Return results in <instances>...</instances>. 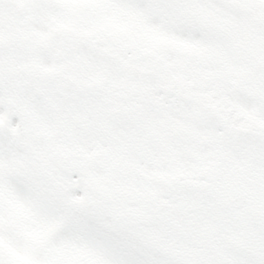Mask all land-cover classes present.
Wrapping results in <instances>:
<instances>
[{
  "label": "snow or ice",
  "instance_id": "1",
  "mask_svg": "<svg viewBox=\"0 0 264 264\" xmlns=\"http://www.w3.org/2000/svg\"><path fill=\"white\" fill-rule=\"evenodd\" d=\"M0 264H264V0H0Z\"/></svg>",
  "mask_w": 264,
  "mask_h": 264
}]
</instances>
